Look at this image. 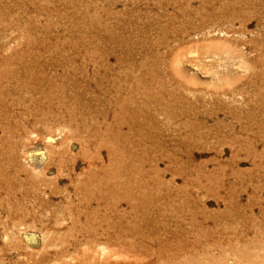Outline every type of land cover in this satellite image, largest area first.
I'll return each mask as SVG.
<instances>
[{
  "label": "rangeland",
  "instance_id": "1",
  "mask_svg": "<svg viewBox=\"0 0 264 264\" xmlns=\"http://www.w3.org/2000/svg\"><path fill=\"white\" fill-rule=\"evenodd\" d=\"M221 256L264 264V0H0V264Z\"/></svg>",
  "mask_w": 264,
  "mask_h": 264
},
{
  "label": "bare ground",
  "instance_id": "2",
  "mask_svg": "<svg viewBox=\"0 0 264 264\" xmlns=\"http://www.w3.org/2000/svg\"><path fill=\"white\" fill-rule=\"evenodd\" d=\"M191 215H192V214H191ZM194 215H195V214H194ZM213 215H214V214H213ZM200 216H201V215H200ZM207 216H208V214H207ZM215 216H216V215H215ZM176 218H177V217H176ZM181 218H182V217H181ZM186 218H187V217H186ZM202 218H203V217H202ZM225 218H226V217H225ZM231 218H232V217H231ZM189 219H190V218H189ZM191 219H192V218H191ZM200 219H201V218H200ZM222 219H223V218H222ZM234 219H237V218H234ZM173 220H174V219H173ZM173 220H172V221H173ZM175 220H176V219H175ZM182 220H183V218H182ZM196 220H197V219H196ZM217 220H218V219H217ZM178 221H179V220H178ZM194 221H195V219H194ZM194 221H193V223H194ZM213 221H214V220H213ZM213 221H212V222H213ZM218 221H219V220H218ZM170 222H171V221H170ZM199 222H200V221H199ZM199 222H198V224H200ZM203 222H204V220H203ZM236 222H237V221H236ZM236 222H235V223H236ZM240 222H241V221H240ZM183 223H184V220H183ZM210 223H211V222H210ZM216 223H217V222H216ZM220 223H221V222H220ZM226 223H227V222H226ZM168 224H169V223H168ZM171 224H172V223H171ZM171 224H170V225H171ZM186 224H187V222H186ZM217 224H218V223H217ZM188 225H189V224H188ZM200 225H201V224H200ZM200 225H199V226H200ZM215 225H216V224H215ZM219 225H220V224H219ZM235 225H236V224H235ZM238 225H240V224H238ZM166 226H167V225H166ZM180 226H181V225H180ZM193 226H194V225H193ZM197 226H198V225H197ZM228 226H229V225H228ZM228 226H227V227H228ZM191 227H192V226H191ZM204 227H205V226H204ZM219 227H220V226H219ZM227 227H226V229H228ZM234 228H235V227H234ZM234 228H233V229H234ZM236 228H237V227H236ZM239 228H240V227H239ZM167 229H168V228H167ZM171 229H172V228H171ZM173 229H174V228H173ZM182 229H183V228H182ZM196 229H197V228H196ZM224 229H225V228H224ZM237 229H238V228H237ZM174 230H175V229H174ZM180 230H181V229H180ZM187 230H188V229H187ZM202 230H203V229H202ZM234 230H235V229H234ZM234 230H232V231H234ZM165 231H166V230H165ZM170 231H171V230H170ZM175 231H176V230H175ZM182 231H183V230H182ZM190 231H192V230H190ZM194 231H196V230H194ZM230 231H231V230H230ZM241 231H242V229H241ZM241 231H239V232H241ZM209 232H210V231H209ZM212 232H213V231H212ZM165 233H166V232H165ZM170 233H171V232H170ZM170 233H169V234H170ZM173 233H174V231H173ZM181 233H183V232H181ZM181 233H180V234H181ZM190 233H191V232H190ZM195 233H196V232H195ZM198 233H200V232H198ZM202 233H204V232H202ZM169 234H168V235H169ZM176 234H177V232H176ZM180 234H179V236H180ZM222 234H223V233H222ZM230 234H231V233H230ZM233 234H234V233H233ZM161 235H162V234H161ZM174 235H175V233H174ZM188 235H189V234H188ZM191 235H192V233H191ZM223 235H224V234H223ZM234 235H235V234H234ZM238 235H240V234H238ZM189 236H190V235H189ZM225 236H226V234H225ZM230 236H231V235H230ZM230 236H229V237H230ZM170 237H171V236H170ZM201 237H202V236H201ZM218 237H219V236H218ZM218 237H217V239H218ZM227 237H228V236H227ZM176 238H177V237H176ZM178 238H179V237H178ZM178 238H177L176 240H178ZM197 238H198V236H197ZM197 238H196V239H197ZM203 238H204V237H203ZM205 238H206V237H205ZM222 238H225V237L222 236ZM222 238H221V239H222ZM239 238H241V237L239 236ZM187 239H188V238H187ZM170 240H172V239L170 238ZM170 240H168V241H170ZM206 240H207V239H206ZM225 240H227V238H226ZM234 240H235V239H234ZM234 240H233V241H234ZM179 241H180V240H179ZM181 241H182V240H181ZM184 241H185V240H184ZM187 241H188V240H186L185 242H187ZM192 241H193V240H192ZM200 241H201V240H200ZM202 241H203V240H202ZM202 241H201V242H202ZM228 241H230V240H228ZM233 241H232V242H233ZM236 241H239V239H237ZM171 242H172V241H171ZM207 242H208V241H207ZM213 242H214V241H213ZM216 242H217V241H216ZM218 242H220V241H218ZM241 242H242V241H241ZM181 243H182V242H181ZM194 243H195V242H194ZM203 243H204V242H203ZM208 243H209V242H208ZM223 243H224V242H223ZM229 243H230V242H229ZM170 244H171V243H169V245H170ZM173 244H175V243H173ZM215 244H216V243H215ZM215 244H214V246H215ZM219 244H220V243H219ZM235 244H236V243H235ZM237 244H238V243H237ZM184 245H185V244H184ZM187 245H188V243H187ZM198 245H199V244H198ZM201 245H202V244H201ZM208 245H209V244H208ZM226 245H227V244H226ZM232 245H233V244H232ZM232 245H231V246H232ZM177 246H178V245H177ZM196 246H197V245H196ZM204 246H205V245H203V247H204ZM209 246H210V245H209ZM220 246H221V245H220ZM222 246H223V245H222ZM222 246H221V247H222ZM235 246H237V245H235ZM189 247H190V246H189ZM194 247H195V246H194ZM194 247H193V248H194ZM197 247H198V246H197ZM201 247H202V246H201ZM205 247H206V246H205ZM205 247H204V248H205ZM216 247H218V246H216ZM221 247H220V248H221ZM237 247H238V246H237ZM185 248H186V247H185ZM191 248H192V246H191ZM212 248H213V247H212ZM212 248L210 247V249H212ZM220 248H219V249H220ZM227 248H229V247H227ZM230 248H231V247H230ZM183 249H184V248H183ZM194 249H195V248H194ZM205 249H207V248H205ZM251 249H252V248H251ZM181 250H182V249H181ZM185 250H186V249H185ZM188 250H189V249H188ZM188 250H187V251H188ZM200 250H201V249H200ZM213 250H214V249H213ZM215 250H216V249H215ZM220 250H221V249H220ZM230 250H231V249H230ZM230 250H229V251H230ZM236 250H237V248L235 249V251H236ZM177 251H178V250H177ZM183 251H184V250H183ZM202 251H203V250H202ZM202 251H200V252H202ZM221 251H223V248H222ZM229 251H228V252H229ZM241 251H242V250H241ZM200 252H198V254H199ZM206 252H207V251H206ZM206 252H205V253H206ZM224 252H225V251H224ZM181 253H182V252H181ZM184 253H185V252H184ZM212 253H213V252H212ZM187 254H188V253H187ZM198 254H197V255H198ZM210 254H211V253H210ZM210 254L208 253L207 255H210ZM212 255H213V254H212ZM217 255H218V254H217ZM217 255H216V256H217ZM224 255H225V254H224ZM238 255H239V254H238ZM240 255H241V254H240ZM185 256H187V255H183V257H184L183 259H185ZM193 256H194V255H193ZM193 256H192V257H193ZM205 256H206V254H205ZM226 256H228V255H226ZM226 256H225V257H226ZM232 256H233V255H232ZM235 256H236V255H234L233 258H236ZM175 257H176V256H175ZM188 257H189V256H188ZM198 257H199V256H198ZM202 257H203V256H202ZM218 257H219V255H218ZM218 257H217V258H218ZM222 257H223V256H221V259H219V260L216 259V260H214V261H212V262H210L208 259H207V261H205L204 259L201 258V259L204 260L205 262H202L201 259H200L201 262H197V263H195V264H242V261H241V262H238L237 260H235V259H231L230 257H229L230 259H228V258H227V259H223ZM178 258H179V257H178ZM180 258H181V261H182V257H181V256H180ZM180 258H179V259H180ZM196 258H197V257H196ZM210 258L212 259V257H210ZM192 259H193V258H192ZM185 260H186V259H185ZM240 260H241V259H240ZM240 260H239V261H240ZM177 261H178V260H177ZM188 261H189V260H188ZM193 261H194V260H193ZM183 262H184V260H183ZM183 262H182V263H183ZM186 262H187V261H186ZM195 262H196V261H195ZM188 263H189V262H188ZM183 264H184V263H183ZM185 264H186V263H185Z\"/></svg>",
  "mask_w": 264,
  "mask_h": 264
}]
</instances>
